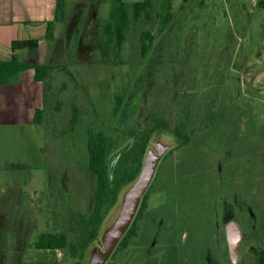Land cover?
<instances>
[{
  "label": "rangeland",
  "instance_id": "1",
  "mask_svg": "<svg viewBox=\"0 0 264 264\" xmlns=\"http://www.w3.org/2000/svg\"><path fill=\"white\" fill-rule=\"evenodd\" d=\"M244 1L251 8L256 0H173L174 20L162 29L161 0H154L151 18L133 22L121 48L103 37L109 5L68 1L55 39L32 54L33 62L62 68L52 72L44 121L31 130L30 157L22 160L26 136L0 134V264H74L68 248L36 243L48 232L85 241L83 221L97 182L89 132L117 138L114 153L132 142L120 132L159 125L151 145L158 150L180 143L175 128L199 129L190 133L193 145L176 150L173 160L205 165L225 148L235 153L236 165L249 168L247 177L264 169V13L251 9L249 16L239 8ZM146 31L151 50L142 57ZM73 105L79 118L71 128ZM208 109L213 116L205 132Z\"/></svg>",
  "mask_w": 264,
  "mask_h": 264
},
{
  "label": "flooded vegetation",
  "instance_id": "2",
  "mask_svg": "<svg viewBox=\"0 0 264 264\" xmlns=\"http://www.w3.org/2000/svg\"><path fill=\"white\" fill-rule=\"evenodd\" d=\"M246 2L238 7L249 16L251 9L264 13V0L251 8ZM207 114L205 132L213 111ZM199 131L174 129L180 143L164 156L109 264H264V169L260 165L247 177L249 168L236 165L235 153L225 148L205 165L173 160L176 150L193 145L190 133Z\"/></svg>",
  "mask_w": 264,
  "mask_h": 264
},
{
  "label": "trees",
  "instance_id": "3",
  "mask_svg": "<svg viewBox=\"0 0 264 264\" xmlns=\"http://www.w3.org/2000/svg\"><path fill=\"white\" fill-rule=\"evenodd\" d=\"M65 1L66 0L57 1L56 19H59L64 13ZM187 1L190 0H185V2ZM154 8V0H140L134 2L116 0L111 7L109 18L105 21L103 26V37H105L107 45H111L114 40H116V44L121 48L126 40L131 24L138 21L143 16L147 18V20L150 19ZM157 14L159 16L161 28H168L175 17L173 0H161ZM53 25L54 22L52 21H49L47 24L49 39L53 37ZM151 38L152 34L149 31L144 32L141 36L142 57H146L151 50ZM38 47L39 39L37 38L14 40L11 44L12 51L14 52L11 59L3 60L0 58V85L9 84L22 72L33 68L35 70L34 79L36 81H42L43 84L47 86V78H50L55 67L52 65H40L37 62L31 63L28 61H21L15 54V52L20 49H28L34 54ZM40 113V110L37 111V114ZM78 114V108L73 105V113L70 119L71 128L75 127L79 118ZM157 126L159 125H155L152 129L145 131H130L128 134L119 131L121 133L120 137H122V135H135V141L130 145L128 144L127 149L118 160L113 180H111L109 175V159L118 142L117 138L115 139L112 135L107 136L103 132H89V165L96 176L97 182L92 212L85 222L83 221L85 241H79L77 243L73 242L64 233L48 232L40 235L36 243L37 248L53 250L68 248L76 257L74 264H83L85 248L87 244L96 237L100 223L109 209L116 203L120 190L139 174L148 142ZM131 161L133 164L129 163Z\"/></svg>",
  "mask_w": 264,
  "mask_h": 264
},
{
  "label": "crops",
  "instance_id": "4",
  "mask_svg": "<svg viewBox=\"0 0 264 264\" xmlns=\"http://www.w3.org/2000/svg\"><path fill=\"white\" fill-rule=\"evenodd\" d=\"M58 0H0V58L11 59L13 51L11 44L17 39H39V48L45 42L53 41L56 37V29L59 23L66 19L65 1L64 13L56 19ZM110 8L116 0H99ZM134 2L135 0H124ZM140 1V0H136ZM54 22L53 37L48 38L47 24ZM66 50V49H65ZM64 51V48H63ZM19 60L32 61V53L28 49H20L15 52ZM41 55V54H40ZM40 65H52L62 68V65L37 61ZM52 71V72H53ZM35 70L30 68L22 72L15 80L6 85H0V134H13L27 137L28 152L25 161L30 157L32 144L30 138L34 126L41 125L44 121V106L47 98V89L51 86L52 73L47 78V86L42 81L34 79ZM41 111L37 114V111ZM32 155V154H31ZM9 165V164H8Z\"/></svg>",
  "mask_w": 264,
  "mask_h": 264
},
{
  "label": "water",
  "instance_id": "5",
  "mask_svg": "<svg viewBox=\"0 0 264 264\" xmlns=\"http://www.w3.org/2000/svg\"><path fill=\"white\" fill-rule=\"evenodd\" d=\"M156 133L157 131L152 134L148 142L139 174L120 190L116 203L100 223L96 237L87 244L83 264H108L132 227L145 195L157 176L162 158L171 145L175 146L176 144L173 142L158 148V150L152 149L151 145ZM127 147L128 145L110 156L109 175L111 180L114 178L116 164Z\"/></svg>",
  "mask_w": 264,
  "mask_h": 264
}]
</instances>
